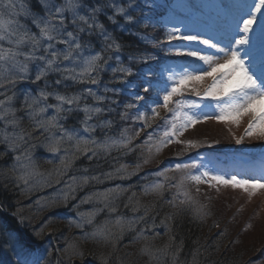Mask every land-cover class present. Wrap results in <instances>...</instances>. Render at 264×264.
<instances>
[{
	"label": "snow or ice",
	"instance_id": "1",
	"mask_svg": "<svg viewBox=\"0 0 264 264\" xmlns=\"http://www.w3.org/2000/svg\"><path fill=\"white\" fill-rule=\"evenodd\" d=\"M41 3L45 9V14L42 16L34 14L23 0H0V42L7 41L10 45L4 47L3 43H0V88L6 85L14 88L22 81H31L33 84L41 80L45 81L44 88L39 90L38 95L25 94L23 109L18 110L10 106L15 94L0 99V121L4 124L0 129V144L6 145L5 152L0 153V157L8 152L19 153L14 156L13 164L9 169V172L15 174L17 181L27 185L33 178L42 176L31 155V148L34 145H31L30 141L33 139V134L20 127L21 118L16 115L17 111L21 110H27V117L34 127L47 134V143L44 145L47 151L53 154L64 153L60 156L63 171L68 170L72 162L77 159L78 153L91 152L89 157L91 159L101 151L107 154L114 148H128L132 151L129 148L132 140L140 136V132L145 128H151L152 123L158 118L164 123L162 134L154 140L153 134L147 133V139L143 141L149 157L152 156L153 151L159 154L172 144L184 146V150L178 152L177 156L202 147L203 143L199 140H185L181 137L201 121L213 118L239 126L241 118L247 115L250 118L245 136L256 135L264 139V0H251V3L247 0L244 2L144 0V6L152 10L161 7L166 9L165 16L156 20L153 27L161 20L165 23L164 40L156 43L168 45L165 57L171 58V62H165L154 69L149 62L156 61L159 64L157 56L148 54L130 57L148 67L142 71L140 83L130 85L136 90V94L133 102L125 104L121 118L128 119L129 110L135 109V115L131 118L142 122V127L134 133V136H128L125 129L120 139L106 137L103 142L95 138L89 139L88 134L101 126L90 121L104 109L87 103L81 107V94L67 95L55 90L47 91L49 87L47 77L49 73L60 74V79L55 81V85L63 84L65 88L68 86L65 81L97 85L99 73L107 63L105 53H119L122 45L97 20V14L102 10L103 5L89 8L85 0H63L62 3L58 0H41ZM116 11L125 13L126 9L119 7ZM68 13L71 14L70 19ZM21 15L32 17L39 35L20 23ZM125 19L128 22L135 21V17L131 14L126 15ZM148 20H152V17ZM148 20L143 25L145 28L149 26ZM69 27L72 28L71 31L68 30ZM94 37L102 39L104 46L94 54L85 55L84 53L92 48ZM58 44L64 46L63 50L56 47ZM25 48L27 50H24ZM41 50L43 54L38 55ZM115 59L118 61V66L113 68L112 72L123 74L121 80L127 82L126 77L133 75L132 67L124 66L118 54ZM64 62L71 66H63ZM30 65H34L31 69L34 71V78L30 75ZM208 78L210 83L205 86L204 82ZM85 91L87 95L93 96L96 102H103L106 99L104 95L95 94L91 88H86ZM104 91L107 92L109 89L105 88ZM49 97H53L56 103H47ZM50 108L54 109V114L44 118V114ZM161 109L166 110L169 115L161 117ZM74 111L84 114L83 120L80 121L83 135L81 129H69L61 123ZM110 124L111 121L106 122V126ZM243 142L244 136L236 138L237 144ZM25 145L28 147H24ZM143 162L148 163L149 160L145 159ZM136 167L139 169L140 165L137 164ZM122 171H126V166L122 165L116 169V173L106 175L112 178ZM169 171L184 173L180 182L175 185L178 188L188 180L196 185L200 183L231 185L234 188H242L250 194L264 189V159L260 161L259 175L252 178H241L239 174L226 172L222 162L211 154L191 158L189 163H177L173 169L165 168L158 175L168 180ZM89 179L88 176L79 178L82 184H87ZM76 183L77 178L73 177L72 184ZM163 187L162 183H155L145 186L144 192L159 193ZM73 190L72 185H69L63 195L65 201L70 198ZM120 191L123 190L118 186L86 197L81 203L95 198L103 204V207L78 213L79 222L72 221V223H75L77 228H84L86 225H93L98 213L105 209L109 213H115L117 209L112 206L115 199L113 194H118ZM184 195L186 201L181 203L191 200L187 192ZM136 210L133 207V211ZM134 223L135 221L126 220L123 216H117L115 220H105L96 224L92 232L85 233L84 238L105 244L112 242L115 248V239L120 238ZM112 228L117 231L113 232ZM136 239L148 241L151 238L142 229ZM4 244L12 249L16 257L15 264H48V257L52 255L51 250L38 252L25 249L11 235ZM141 251L150 256L155 255L152 247L147 243ZM156 252L165 254L167 249H157ZM64 253L70 264L72 256H84L82 251L74 249L72 245L65 247ZM101 259L107 264L103 256Z\"/></svg>",
	"mask_w": 264,
	"mask_h": 264
},
{
	"label": "trees",
	"instance_id": "2",
	"mask_svg": "<svg viewBox=\"0 0 264 264\" xmlns=\"http://www.w3.org/2000/svg\"><path fill=\"white\" fill-rule=\"evenodd\" d=\"M85 3L89 8L103 5L102 10L97 14V20L122 47L119 53H105L107 63L99 73L97 85L65 81L67 88L63 84L56 86L55 81L60 79V74L53 73L47 77L49 87L46 90L60 91L67 95L81 94V107L87 103L104 109L90 121L101 126L88 134L89 139L95 138L100 142L106 137L120 139L125 129L128 136H134V133L142 127V122L131 118L136 110H129L128 119H122L121 116L125 111V104L133 102L136 94V90L130 85L140 83L142 71L148 65L130 57L155 55L159 58V64L156 61L149 62L154 69L165 62H171V58L165 57L168 45L156 43L164 40L165 24L159 22L153 27V23L165 15L166 9L161 7L152 10L144 6V0H85ZM28 7L34 14L41 10L35 9L36 7H32L29 3ZM119 7L125 8L126 12H117L116 9ZM128 14L134 16L135 21L128 22L125 19ZM67 15L70 19L71 14ZM149 17H152V20H148ZM25 20H27L26 25L30 23L28 26L31 32L35 33L38 28L31 23L32 17H25ZM146 20L149 23L147 28L143 26ZM0 43H3L4 47L10 46L7 41ZM103 46L102 39L94 37L92 48L86 52L94 54ZM60 47L61 45L58 44L57 48ZM37 54H43L42 50ZM117 54L124 66L133 69V75L126 77L127 82H122L123 74L112 72V69L118 66V61L115 59ZM33 67L30 68V75L34 78V71H31ZM44 84L45 81L41 80L36 84L22 81L14 88L6 85L0 88V99L15 94L10 106L18 110L23 109L25 94L38 95ZM86 88H91L97 95H104L106 99L103 102H96L93 96L87 95ZM105 88L109 91L105 92ZM48 102L56 103L53 97H49ZM160 112L161 117L169 115L164 109ZM53 114L54 109L50 108L44 114V118ZM16 115L21 118L20 127L33 134V139L30 141V144L34 145L31 148V155L42 176L33 178L25 185L15 179V174L9 172L14 156L19 153L8 152L0 157V264H15L16 261L12 249L4 244L9 235L21 247L30 251L36 247L41 252L51 250L52 255L48 257V264H54L56 261H59V264H70L64 253L65 247L69 245L84 253L83 257L72 256L71 264H84L86 258L90 264H105V260L101 259L102 256L107 264H261L264 261V232L258 239L247 238L249 243L247 246L244 245L243 236L248 231L247 228L255 229L257 222H262L261 207L232 195H220L221 193L210 186L205 188L183 184L178 188L175 185L179 180L173 179V174L168 180L158 175L165 168L173 169L177 163H189L191 158L208 154L216 156L225 163L236 155L234 150L202 149V146L177 156L178 152L184 150V146L172 144L169 152L159 160L161 152L156 154L153 151L152 156L149 157L143 141L147 139V133L151 132L154 140L162 134L164 123L158 118L152 123L151 128H145L140 132V136L132 140L129 145L132 151L128 148H114L107 154L101 151L91 159H89L91 152L78 153L77 159L72 162L68 170L63 171L60 156L64 153L53 154L47 151L44 147L47 143V134L34 127L27 117V110L17 111ZM83 118V112L74 111L61 123L69 129H81L80 121ZM107 121H111V124L106 126ZM3 127L4 124L0 121V129ZM11 130L9 126V131ZM81 134H84L82 129ZM5 149L6 145L0 144V153H4ZM145 159L149 162L144 163ZM137 164L140 165L139 169L136 167ZM122 165L126 166V171L115 174L112 178L107 177V173H116V169ZM83 176L90 178L87 184L80 182L79 178ZM73 177L77 178V183L74 185ZM92 177L99 179L93 180ZM155 183H162L163 189L159 193L145 194V186ZM69 185H72L74 190L70 193V198L65 201L63 195ZM118 186L123 191L113 194L115 199L112 206L117 209L115 213H109L105 209L98 213L93 225H86L84 228H77L75 223H72V221L79 222L78 213L103 207V204L95 198L84 203L81 201L93 196L94 193L115 189ZM185 192L189 194L191 200L181 203L186 201ZM133 207L137 210L133 211ZM117 216H123L126 220L135 223L120 238L115 239V248L112 242L105 244L84 238L85 233L92 232L96 224L105 220H115ZM140 217L144 219L141 220ZM142 229L151 238L150 240L136 239ZM47 230L51 231L49 238L46 239ZM112 231L117 230L112 228ZM157 233L159 235H156ZM146 243L152 247L154 256L141 251ZM56 248L59 250V255ZM157 249H167V252L161 254L156 252ZM78 259L82 260V263H78Z\"/></svg>",
	"mask_w": 264,
	"mask_h": 264
},
{
	"label": "rangeland",
	"instance_id": "3",
	"mask_svg": "<svg viewBox=\"0 0 264 264\" xmlns=\"http://www.w3.org/2000/svg\"><path fill=\"white\" fill-rule=\"evenodd\" d=\"M24 3H26L28 5H31L32 7H36L35 9H42L43 5L41 2H35V1H31L29 0H23ZM61 2V0L59 1ZM237 2H240V0H237ZM244 2V0H243ZM247 2L251 3V0H247ZM45 12V9H44ZM25 17V16H23ZM20 20V17H19ZM260 22V16L258 15V23ZM21 23V22H20ZM29 29L30 27L27 26ZM31 30V29H30ZM69 30V29H68ZM70 31V30H69ZM63 49V48H62ZM68 63H65V66H67ZM34 66V65H30V68ZM205 86L210 83V78L205 80ZM60 92V91H58ZM249 116L245 115L241 118V122L239 124V126L232 124L230 122H226V121H218L215 118L213 119H209L207 121H201L199 124H197L195 126V128H190L188 129L184 136L181 137V139H195V140H199L203 143V147L202 149L206 148H216V149H225V150H234L236 152L235 157L241 160L242 157L245 156H258V155H263L264 154V139L254 135L251 137L245 136V129L248 125V121H249ZM240 136H244V142L242 144H237L236 143V138L240 137ZM207 143H204V142ZM213 141H218V143H212ZM173 145L167 147L166 149H163L160 153V157H158V160L164 156L165 154H167L169 151V149L172 147ZM234 156V155H233ZM239 162V161H238ZM250 164V163H249ZM248 164V165H249ZM224 169V168H223ZM226 172H229L231 174H244V176H241V178H252L253 176H251L250 174H255L254 176H258L259 172L257 171L258 169H256L255 167H253V165L247 166V168H245V172L241 173L237 170L235 171H230V170H226L224 169ZM173 174V176H172ZM182 175H184L183 172H177V171H169V173H167V176H172L175 177L179 180L182 177ZM183 184H185L186 186H188L189 184L191 186H201V187H205V188H214L217 192L221 193L220 195H232L235 196L237 198L240 199H244V200H248L249 204H255L258 205L259 207H261V211L260 213L262 214V222H257L256 224V228L254 229V227H250L247 228L246 230H248L247 234L244 233V245L247 246L249 245V243L247 242V238L250 239H258L259 236H261V233L264 232V189H260L258 190L255 194H250L249 192H245L242 188H234L231 185H217V184H212L209 185L207 183H200L199 185H196L193 182H190L188 180H185L183 182ZM210 186V187H209ZM50 231V230H48ZM264 264V261L261 263Z\"/></svg>",
	"mask_w": 264,
	"mask_h": 264
}]
</instances>
